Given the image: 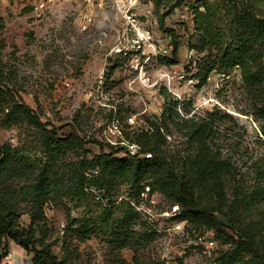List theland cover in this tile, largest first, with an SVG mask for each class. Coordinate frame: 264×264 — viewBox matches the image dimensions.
<instances>
[{
	"label": "rangeland",
	"instance_id": "obj_1",
	"mask_svg": "<svg viewBox=\"0 0 264 264\" xmlns=\"http://www.w3.org/2000/svg\"><path fill=\"white\" fill-rule=\"evenodd\" d=\"M151 1L149 19L155 34L163 36L162 44L166 45V32L174 31L177 48L175 51L173 41L174 50L167 57L175 62L155 59L148 63L143 75L148 80L144 82L134 67L135 57L113 49L122 20L112 7L84 0H56L37 15L32 10L33 0H0V146L10 144L43 161L48 158L41 128L24 118L3 123L10 107L19 102L27 104L58 136L76 131L83 139L100 141L107 150L110 145L128 144L136 151L140 146L132 141L134 133L153 130L155 123L163 125L165 121L168 128L163 125L165 139L160 151L168 158L192 154L193 147L184 133L168 118L163 119L166 100L161 89L166 88L182 104L183 114L184 106L189 115L217 111L212 145L230 162L222 183L223 195L229 198L224 208L229 212L233 209L230 201L234 188L250 192L261 182L258 171L264 168V122L254 114L259 90L247 86L241 67H224L217 49L205 45L193 12L196 6L204 10L205 0ZM209 1L220 2L214 22L227 41L234 40L242 30L238 15L249 12L264 18V0ZM168 11L161 26V15ZM85 12L93 14V20L82 30ZM251 44L264 68V37ZM205 75L207 80L202 84ZM260 90L264 92V79ZM224 114L231 117H221ZM100 151L98 143L86 142L83 147L69 149L59 162L66 168L69 163L91 160ZM68 190L62 189L56 200L46 205V213L49 226L55 230L50 236L53 251L58 256L65 254L66 242L78 264H111L110 234L101 227L81 239L74 230L77 224L70 228L66 225L76 217H103V212L111 208L115 216H121L127 201L139 212L133 232L145 234L139 245L121 250L130 262L137 251L144 264H216L221 250L230 246L217 229L180 217L176 201L150 186L139 196L125 181L110 194L93 185L81 194L74 188ZM252 217L264 220V201L256 204ZM21 221L30 226L29 215H23ZM223 230L232 233L227 227ZM0 254V264H33V254L12 239Z\"/></svg>",
	"mask_w": 264,
	"mask_h": 264
},
{
	"label": "trees",
	"instance_id": "obj_2",
	"mask_svg": "<svg viewBox=\"0 0 264 264\" xmlns=\"http://www.w3.org/2000/svg\"><path fill=\"white\" fill-rule=\"evenodd\" d=\"M158 3L160 0H157ZM219 6V1L209 0H205L204 10L196 6L193 9L196 29L201 31L206 46L217 49V56L224 67L238 65L247 86L256 92L259 90L254 114L264 122V92L260 90L264 68L251 44L254 39L264 37V18L249 12L238 15L236 20L242 30L234 36V40L227 41L214 22ZM168 13L161 15V26ZM170 34L176 43V51L174 31ZM167 57L159 56L158 59L175 62ZM206 80L207 75L200 82L203 84ZM161 93L166 100L163 119L168 118L184 133L194 153L168 158L160 151L165 139L163 125L168 128L165 121L163 125L155 123L151 127L153 130L135 132L132 141L137 142L140 148L133 153L128 144L110 145V150H107L100 141L83 139L76 131L60 137L27 104L17 102L12 105L3 123L11 124L24 118L41 128L45 133L43 146L48 158L43 161L10 144L0 146V252L8 248V240L12 239L33 254V264H78L70 255L66 242L65 254L58 256L53 251L50 236L55 230L49 226L46 205L56 200L62 189L69 193L68 189L74 188L76 194H81L86 187L93 185L106 189L110 194L112 189L125 181L130 183L135 196L150 186L153 191L158 190L172 197L180 208V217L187 222L205 224L221 232L219 236L230 246L221 250L216 264H264V220L252 217L256 204L264 201V168L258 171L262 183L259 182L252 191L243 192L234 188L230 201L233 209L227 212L224 206L229 198L223 195L222 183L230 162L219 148L214 149L212 145L217 111H207L205 116L189 115L184 106L186 113L183 114L182 104L171 92L163 88ZM221 117L231 116L224 114ZM91 141L98 143L101 149L91 160L69 163L66 168L60 165V159L69 149L83 147L84 143ZM147 153L150 155L147 156ZM103 213V217L72 218L66 227L77 224L74 230L79 232L81 239L104 227L110 234L113 249L111 264H144L137 251L132 262L121 254L122 249L139 245L142 235H145L133 232V223L139 212L131 202L124 204L121 216H115L112 208ZM25 214L30 217L29 227L21 223ZM223 227L229 228L232 233L224 231ZM148 264L162 263L151 261Z\"/></svg>",
	"mask_w": 264,
	"mask_h": 264
},
{
	"label": "built area",
	"instance_id": "obj_3",
	"mask_svg": "<svg viewBox=\"0 0 264 264\" xmlns=\"http://www.w3.org/2000/svg\"><path fill=\"white\" fill-rule=\"evenodd\" d=\"M55 1L33 0L32 10L35 14L40 15ZM87 1L116 10L118 17L122 20V27L119 29L118 40L113 49L116 53L134 56L137 60L134 67L141 76L146 73L149 62L158 59L159 56L171 55L174 47L171 34L166 32L168 44L163 45V36L155 34L154 23L149 19L153 10L151 0H84V2ZM145 1L148 3L142 6ZM92 20L93 14L89 12L82 14L81 29H86ZM142 78L144 82L148 80L146 76ZM130 150L133 153L137 151H133L131 148ZM146 155L148 156L150 153ZM211 243L213 244V241Z\"/></svg>",
	"mask_w": 264,
	"mask_h": 264
}]
</instances>
